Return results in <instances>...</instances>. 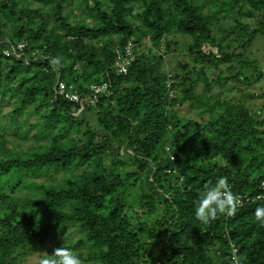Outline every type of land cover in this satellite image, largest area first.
I'll list each match as a JSON object with an SVG mask.
<instances>
[{"label":"trees","instance_id":"trees-1","mask_svg":"<svg viewBox=\"0 0 264 264\" xmlns=\"http://www.w3.org/2000/svg\"><path fill=\"white\" fill-rule=\"evenodd\" d=\"M177 36L187 60L166 74ZM259 38L264 0H0V96L14 100L0 124V264H22L68 226L81 237L66 247L85 264H235L234 255L264 264L255 218L264 206V106L212 94L264 82L248 54ZM17 42L27 43L24 54L5 56ZM129 42L137 57L121 75L116 49ZM58 77L83 91L108 82L112 94L96 104L55 99ZM186 103L208 119L181 116ZM32 113L39 121L30 123ZM8 130L23 140L36 130L38 145L6 159ZM49 172L63 177L36 180ZM225 176L242 204L204 224L195 202Z\"/></svg>","mask_w":264,"mask_h":264},{"label":"rangeland","instance_id":"rangeland-1","mask_svg":"<svg viewBox=\"0 0 264 264\" xmlns=\"http://www.w3.org/2000/svg\"><path fill=\"white\" fill-rule=\"evenodd\" d=\"M84 17V16H83ZM222 25L225 27L227 30L228 28L226 25L230 23V21H225L222 19ZM221 37V36H220ZM180 45H177V49L180 51L178 55L175 57L173 56H167L165 59V63L163 65L164 72L167 73H174V72H180L179 68V63L180 62H185L187 58L183 56L182 50H184V44L182 42L181 36H177L175 39ZM251 52L248 54L252 55L253 57H257L259 59L261 69L264 70V38H259L254 46L250 49ZM227 64L222 66V70L225 71L227 68ZM225 75H228L225 73ZM212 80H215V76H212ZM205 90V84L200 83L199 88L197 89L198 94L204 93ZM223 93L224 98L235 100V102H239L240 100L243 101H248V105L250 107H261L264 106V97L262 98H257V99H246L244 98V95L247 93H253V94H264V82L261 83H255L253 86L248 87L247 85L243 84H238V83H230L226 88L221 89V87L215 86L214 89L212 90V94L218 95L219 93ZM245 99V100H244ZM14 100L8 98V96H0V124L6 125L8 118L10 117L11 111L13 110L12 108V103ZM181 111V116L183 117H189L190 119H196V120H207L208 115L200 116L198 114V111L196 108H191L189 104H184L181 105L180 107ZM262 116H264V112L262 113ZM87 118L91 121L92 125L94 127L96 126L95 124V119L92 114H88ZM30 123H35L39 121V118L35 113H32L29 117ZM96 130L99 131L98 127H95ZM8 134V138L11 141V144L14 145L12 146L11 144H8L5 149L8 150V155L6 157H17L18 151H25L29 150L30 147H34L38 145L36 142V139L34 138V134L36 133V130H33L29 134V139L28 140H23L19 138L17 135L12 136L10 135V130L5 132ZM40 142H43V140ZM45 142V141H44ZM16 150V151H15ZM18 150V151H17ZM83 165H81L79 171H82ZM63 177V173H59L58 175H55L53 172H49L48 174L44 175L41 178L36 179L37 181H45L46 183H50L52 185H56L61 178ZM81 237V233L79 232L77 226H68L65 227L61 231L57 232H52L50 240L47 242L45 248L41 250H37L31 253V255L28 257V260L24 261L22 264H39V259L40 257L44 254V252H48L49 254L54 251L55 248H58V246L61 245H70L72 242L78 240Z\"/></svg>","mask_w":264,"mask_h":264},{"label":"clouds","instance_id":"clouds-1","mask_svg":"<svg viewBox=\"0 0 264 264\" xmlns=\"http://www.w3.org/2000/svg\"><path fill=\"white\" fill-rule=\"evenodd\" d=\"M50 63L55 67L60 63V57L52 58ZM239 204L240 199L232 192L228 178L220 177L214 184L211 181L205 184L202 194L195 202V217L208 224L219 215H235ZM255 218L264 225V206L256 208ZM39 264H85V261L71 248L63 245L55 248L51 254L45 251Z\"/></svg>","mask_w":264,"mask_h":264},{"label":"built area","instance_id":"built-area-1","mask_svg":"<svg viewBox=\"0 0 264 264\" xmlns=\"http://www.w3.org/2000/svg\"><path fill=\"white\" fill-rule=\"evenodd\" d=\"M27 43L25 42H17V43H9L8 48L4 51L5 56H12L15 55L16 57L20 58L26 48ZM137 55L134 49V45L132 42H129L124 47H118L116 49V59H115V69L117 70L118 74L126 75L129 71L130 66L134 63ZM173 81L169 79L167 82L168 87L170 88ZM112 94L110 92V84L108 82L102 83H94L91 84L86 91L80 88V85L76 84L75 82H67L60 80L58 77L57 84L55 87V99L60 98L65 101L83 105L85 102L90 104H96L99 96L106 95L109 96ZM167 151H170V148H166ZM171 160H175L174 155H170ZM171 172V171H168ZM260 193L257 198L260 199L263 197L264 194V181L261 183L260 186ZM240 204H242L243 197H239ZM237 250H234V254ZM234 262L238 264V260L234 255Z\"/></svg>","mask_w":264,"mask_h":264}]
</instances>
